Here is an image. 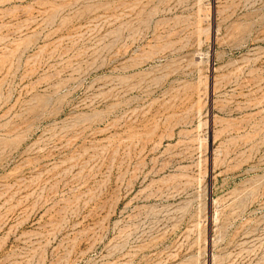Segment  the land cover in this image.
Segmentation results:
<instances>
[{
	"label": "rangeland",
	"instance_id": "1",
	"mask_svg": "<svg viewBox=\"0 0 264 264\" xmlns=\"http://www.w3.org/2000/svg\"><path fill=\"white\" fill-rule=\"evenodd\" d=\"M0 264H264V0H0Z\"/></svg>",
	"mask_w": 264,
	"mask_h": 264
}]
</instances>
